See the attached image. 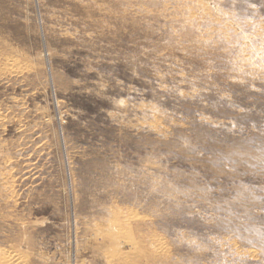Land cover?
I'll list each match as a JSON object with an SVG mask.
<instances>
[{
  "label": "rangeland",
  "instance_id": "rangeland-1",
  "mask_svg": "<svg viewBox=\"0 0 264 264\" xmlns=\"http://www.w3.org/2000/svg\"><path fill=\"white\" fill-rule=\"evenodd\" d=\"M9 255L264 264V0H0Z\"/></svg>",
  "mask_w": 264,
  "mask_h": 264
},
{
  "label": "bare ground",
  "instance_id": "bare-ground-1",
  "mask_svg": "<svg viewBox=\"0 0 264 264\" xmlns=\"http://www.w3.org/2000/svg\"><path fill=\"white\" fill-rule=\"evenodd\" d=\"M11 255L7 256V257H4V261H3V264H18V260L20 258H17L16 256L15 257H10ZM20 262V261H19Z\"/></svg>",
  "mask_w": 264,
  "mask_h": 264
},
{
  "label": "clouds",
  "instance_id": "clouds-1",
  "mask_svg": "<svg viewBox=\"0 0 264 264\" xmlns=\"http://www.w3.org/2000/svg\"><path fill=\"white\" fill-rule=\"evenodd\" d=\"M244 226H245V230L246 231H254V230H256L255 226H252V225H249V224H245Z\"/></svg>",
  "mask_w": 264,
  "mask_h": 264
}]
</instances>
